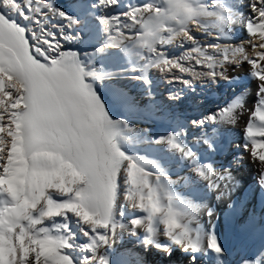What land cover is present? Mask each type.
Returning <instances> with one entry per match:
<instances>
[{"label":"snow or ice","instance_id":"1","mask_svg":"<svg viewBox=\"0 0 264 264\" xmlns=\"http://www.w3.org/2000/svg\"><path fill=\"white\" fill-rule=\"evenodd\" d=\"M0 0V264H76L70 251L77 250L68 223L46 226L56 218H77L88 243L80 245L79 264H111L113 242L123 234L171 257L173 249L188 254L190 264L209 251L223 255L212 223L215 216L201 193L226 198L239 186L230 169L220 171L190 146L186 128H177L153 142L178 156L177 170L156 159L127 154L120 145L126 121L110 118L89 78L103 80L115 73L102 68L85 69L77 53L63 51L61 40L70 37L47 30H27L11 13L25 20L47 7L72 28L79 23L45 0ZM119 0H98L93 8H110ZM252 17H245L224 0H155L131 6L123 16L101 17L105 43L96 54L110 50L126 58L131 78L151 86L150 73L178 69L193 80L230 77L226 65L247 64L256 81L254 106L244 96L211 114L194 120L192 128L204 130L192 144L216 151L215 128L236 126L242 117L244 151L259 168L257 191L264 193V0H250ZM10 10V11H9ZM36 24L41 21L36 19ZM246 27L251 53L245 42L205 44L195 33L226 38L231 25ZM75 39L76 37H71ZM190 45L181 57H169L167 48ZM259 49V51H258ZM190 62V63H185ZM200 66L205 71H196ZM191 86L182 76L171 77ZM150 95V92H149ZM180 99V95L169 97ZM215 126L212 136L208 126ZM240 161H237L239 164ZM175 176V178H173ZM227 181V183H226ZM203 186V187H201ZM54 196L66 197L58 201ZM231 207V205H229ZM125 208L132 216L126 221ZM207 211L208 227L200 213ZM63 230L67 235L58 234ZM161 236L166 243H161ZM137 264H147L138 258ZM244 264H260L244 261Z\"/></svg>","mask_w":264,"mask_h":264},{"label":"bare ground","instance_id":"2","mask_svg":"<svg viewBox=\"0 0 264 264\" xmlns=\"http://www.w3.org/2000/svg\"><path fill=\"white\" fill-rule=\"evenodd\" d=\"M52 1L53 0H45V2L47 4L50 3L51 6L54 3ZM59 1L64 2V4L67 5L68 10L66 14L68 16L73 17L79 22L83 21V23L87 24L84 26H74H77L79 30H83L77 39L79 40V44L84 42L82 48L87 49L86 52L88 56L85 61L86 71L91 70L93 66L98 69L105 65L107 68L106 72L115 73L112 78H105L102 81H98L102 86H110L114 89V92L112 93L113 96L109 104L110 112H113L115 106L117 107L123 105L126 115H131L140 119L139 122L141 123L138 126H128L133 129V131L128 132L125 130L126 144L123 143L122 140L119 141L124 147H127V144L135 145L137 147H135L136 150L128 151L126 148V150H122L129 155L139 156L146 159H156L162 162L169 169L177 170L180 163L179 157L169 153L163 146H157L153 141L160 136L167 135L169 132L177 130V128H186L185 126L187 120H203L208 116L201 117L200 114H196L197 116H195L189 114L188 112L177 114L176 110H172L171 107L173 105H179L181 107L183 106V110H187V108L191 107V104L188 102L191 99L194 102L197 101L199 105L202 104L205 105L206 108H209L211 103L210 99H219L225 94L223 92L225 86L220 87L217 84V80L219 78L215 80H193V78L187 73H181L178 69H172L171 72L165 71L164 73L153 70L150 73L151 86L149 89V87L142 82L131 78L134 75H139V73L131 72V66L127 63L126 58H123V56L118 52V50H110L104 55H94L96 50L105 43L106 39L103 33L102 25L96 16L97 7H92L94 4L98 5V0ZM149 2H155V0H119L117 5H113L110 8H103L102 12L104 13L101 17H114L115 15H112V13L115 11H117L120 16H123L124 13L129 11L131 6H142ZM224 2L227 6L233 8L235 11H238L245 17L254 16V13L251 10L250 0H224ZM33 6H35L34 2ZM45 8L46 7H43L42 9ZM47 9L48 8L44 10L46 12L43 11L37 18H33L36 13H30L32 18L29 22L30 27H32L31 30L32 32L35 30L36 23L34 21L36 19L41 21L46 20L49 17L50 21L53 19L56 24L54 29H52V32L56 33L57 37H59L61 32L65 33L61 27H67L66 21L58 15L54 16L49 9ZM9 18L14 19L20 25V17L15 16L14 18ZM195 35L198 40L205 44H215L219 42L222 44L230 43L233 45H239L241 40L250 39L246 27L239 23L232 24L230 31L227 33V37L221 38L220 41H216L213 37L202 33H195ZM28 38L30 44H32V37L28 35ZM66 40L68 42L70 41V39ZM190 47V45H185L184 50H187ZM245 47L247 48L246 45ZM179 48L181 47H168L166 50L169 57H181L184 55L185 51H179ZM65 49L66 48L64 46L62 50L65 51ZM252 55H254V53ZM98 60L101 62L100 65L95 64V61ZM185 63L187 64L190 62ZM248 68L249 66L247 64H241L239 67L235 65H226V71L230 77L231 84L242 85V87L245 86V89L243 88L240 93L238 92L239 94L236 95V97L232 99L227 106L237 97L242 95L244 96L246 107L255 105L256 97L254 92L256 88V81L250 75ZM173 75L182 76L184 79L191 80V86H186L179 81H171V77ZM94 83L96 82L94 81ZM211 84L216 85V90L214 86L211 87ZM177 94L180 95V99H169L170 96ZM199 116L201 118H199ZM246 120L247 117H242L241 121L236 126L228 125L221 126L219 128H215V126H213L210 129H207L209 137L212 136L214 128L217 132L213 141L214 147L216 148V151L214 152L209 151L206 145L197 147L191 143L193 139L199 138L203 134L204 130L202 129L190 127V129H195L196 133H189L187 140L190 146L201 153L202 159L206 158L208 162L214 163V166L220 171L230 169L228 164L232 163L231 161H234L232 159L237 156H234V153H236L237 150L228 151L227 148L231 142H236V144L240 145L241 148H244L245 139L241 125L246 123ZM189 126H191V124ZM223 154H226L227 156L225 161H222L219 158V156ZM238 157H243L242 160H238L240 161V165L237 166L235 170L230 169L233 176H235L239 181V186L235 189V191H231L228 197L221 198L220 200L216 199L215 193L208 195L206 194V190L204 193H201V198L205 199L208 206L215 211L212 223L215 226L216 235L224 251L222 256H217V254L212 251H209L206 255H201L199 257V264H244V261L246 260H259L260 264H264V193L257 191L258 185L256 183L259 168L254 161L250 160L244 149ZM173 178H175V176ZM64 199H66V197L59 196L56 200L61 201ZM229 205H231V207H229ZM125 209L127 211V216L125 218L126 221L131 219L132 216L139 215L138 213H132L130 208ZM200 218L201 222L204 223L207 228L208 216L206 210L201 211ZM67 223L71 228L72 226L70 221H67ZM54 234L57 233L54 232ZM58 234L67 235V233L64 234L63 232ZM131 238L132 237H130L127 233H124L122 240H118L123 241L122 249L128 250V255L129 253H132L136 256L140 252L143 253L140 249L143 247L140 242L135 238H132L135 243H137L133 244L134 242ZM126 239L127 241H124ZM160 239L161 243H166L165 237L161 236ZM113 244H115V242H113ZM144 254L148 257H152V260L149 262V260L147 261L145 257L142 256V258L146 260L147 264H151V262L156 264H190L188 254L180 251L178 248L173 249V255L171 257L165 256L164 254L158 252L155 248L147 249ZM117 264H137V262L134 261V263H131L125 260L123 262L119 261Z\"/></svg>","mask_w":264,"mask_h":264},{"label":"rangeland","instance_id":"3","mask_svg":"<svg viewBox=\"0 0 264 264\" xmlns=\"http://www.w3.org/2000/svg\"><path fill=\"white\" fill-rule=\"evenodd\" d=\"M33 2H34V0H33ZM52 2H54L53 5H52V7L54 9H58V10L63 11L65 13L67 12L68 7H67V5L64 4V2H61L59 0H57V1L56 0H53ZM20 3L24 7L25 11H27L28 0H20ZM48 4H50V3H48ZM46 8L45 9H42V12L44 10H46ZM102 9L103 8L97 6L96 16L98 17L99 21H100V18L102 16V14L104 13V12H102ZM42 12H41V14H42ZM44 12H46V11H44ZM41 14H36V15H34L33 18H37ZM28 15H29V19H27V20H25L23 17H21L18 13H11L10 14V17L11 18H14L15 16L20 17V19H21L20 26L26 28L27 34L31 36V33H32V30L31 29H32V27H30V23L29 22L31 21L32 18H31L30 13H28ZM112 15L120 16L117 11L113 12ZM55 25L56 24L54 23V20L52 19V21H50V19L48 17V19H46V20H41V23L40 24H36L35 30L33 32H36L37 34H41L45 30H47V32L53 33L52 32V29H54V26ZM77 25H83L84 26V25H87V24L86 23H83V21L82 22L80 21ZM33 27H34V25H33ZM62 28H63V30L65 32L64 34L70 37L69 38L70 41L68 42L66 39L65 40H61L60 41L61 45L63 47L65 46V48H66L65 51L77 53L79 55L80 62L82 63V65H84L86 67L85 61L87 60V56H88V54L86 52L87 49L86 48H82V46L84 45L83 44L84 42L81 43V44H79V40L77 39V37L79 36V34H81L83 32V30H79V28L77 26L76 27H72V28L61 27V29ZM57 29H60V28H57ZM60 35H59V37H60ZM59 37H57V38L59 39ZM71 37H76V38L75 39H72ZM246 41H248V40H241V42L239 41L240 42L239 44L245 42V45L247 46L246 49L249 50V53L250 54H253V53H251L250 45H248L246 43ZM31 43L32 44H35L36 41L32 40ZM184 48L183 49L182 48H179V51L184 50ZM184 51H186V50H184ZM95 64L96 65H100L101 64L100 60L95 61ZM196 67H198V68H196V70H198V71H205L206 70V69L201 68L200 66H196ZM93 68H94V66H93ZM101 68L106 72V69L107 68H106L105 65L102 66ZM98 69H100V68H98ZM221 80L218 79L217 80V84L220 87L221 86H225V89L223 90V92L225 94L223 96H221L219 99H210V102L211 103H210L209 108H206L205 105H202V104L199 105L197 103V101L194 102L193 100L190 99L188 102L191 104V107L190 108H187V110H183L182 109L183 106L181 107L179 105H173L171 107V109L172 110H176L177 114H183V113H187L188 112L191 115L197 116V115L200 114L201 117H204V116H210L211 114H213V113L219 111L220 109L226 107L227 104L232 99H234L236 97V95H238L243 90V88L245 89V86L242 87V85H233V84H231L230 79L229 80L221 79ZM94 81L96 83H94ZM98 81H102V80H98V79L97 80H93V79L89 78L87 82H89V83L92 84V86H93L94 90L96 91L97 95L99 96L100 100L103 102V104H104V106H105V108H106V110H107L110 118L112 120H114V121H126L127 122V125L130 126V127L138 126L141 123V122H139L140 119L138 117H133L131 115H126L125 112H124L123 105L122 106H117V107L115 106L114 109H113V112H110V105L109 104L111 102V99H112V96H113L112 93L114 92V89L112 87H110V86H107V87L102 86ZM212 86H214L215 87V90H216V88H217L216 85L215 84H211V87ZM112 113H113V115H112ZM200 116H199V118H201ZM191 122H192L191 120H187V123H186V126L185 127H186V129H188V131H189L190 134H194V133H196V130L195 129H190L191 126H189V125L191 124ZM211 127H213V126L210 125V126L207 127V129H210ZM121 140L123 141V143L126 144V139L125 138H123ZM120 145H121L122 149H125L126 148L128 151H134L137 148L135 145H132V144H127V147L126 146L125 147L122 146V144H120ZM236 147H238V148H236ZM243 149L244 148H241V146L238 145V144H236V142H231V144L228 146V148H227L228 151L237 150L236 153H234V156L237 155V156H235L236 158L234 157V159H232L234 161H231L232 163L228 164L230 166L229 168L231 170H235V168H237V166L240 165V163L237 164V165H236V163H237V161L239 159H241V160L243 159V157H240V158L238 157V155L240 153H242V150ZM238 150H240V151H238ZM226 157H227L226 154H223V155H220L219 156L220 160H222V161L223 160L225 161ZM58 197L59 196H54V199H57ZM3 203H4V201L3 200H0V205H2ZM125 211H126V209H125ZM63 220L64 219L56 218L55 221H48V222H46V224H47L46 226H48V227H50L52 229L54 228L53 231L55 232V225H63L64 223H67V221H70L71 226H72L71 227V231L75 235V240L73 241V243L77 245V250L70 251L69 254L72 255L73 258L76 260V264H79V260L81 258V253L79 252L78 248H79L80 245H84V244L88 243V241L83 236V234L81 233V231H80L81 225L79 224V222H78V220H77L76 217H74L73 215L69 214L68 220L67 221L64 220V222H63ZM61 232H63V230H61ZM132 238H131V240H133V242H134L133 244H137V243H135L134 239H132ZM124 241H127V239L124 240ZM122 243H123V241H118V240H117V242L115 241V244H113V247L110 250L109 255H110L111 263L112 264H117V263H119V261L123 262L125 260H127V261H129L131 263H134V261L137 262L138 258H142V256L145 257V259L147 261L149 260V262L152 260V257H148V256H146L144 254V252H146V249H144V247H141L140 248L143 251V253L140 252L136 256L133 255L132 253L131 254L129 253V255H128V253H127L128 250L122 249V247H123L122 246ZM138 246H139V244H138ZM129 251H131V250H129ZM151 264H156V263H152L151 262Z\"/></svg>","mask_w":264,"mask_h":264}]
</instances>
